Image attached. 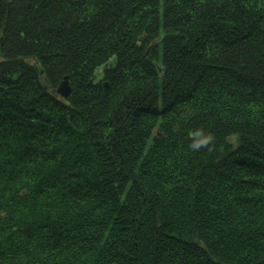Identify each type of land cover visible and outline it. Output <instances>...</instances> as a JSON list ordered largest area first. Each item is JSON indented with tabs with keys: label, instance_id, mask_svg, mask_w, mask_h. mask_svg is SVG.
<instances>
[{
	"label": "trees",
	"instance_id": "obj_1",
	"mask_svg": "<svg viewBox=\"0 0 264 264\" xmlns=\"http://www.w3.org/2000/svg\"><path fill=\"white\" fill-rule=\"evenodd\" d=\"M0 264H264V0H0Z\"/></svg>",
	"mask_w": 264,
	"mask_h": 264
},
{
	"label": "water",
	"instance_id": "obj_2",
	"mask_svg": "<svg viewBox=\"0 0 264 264\" xmlns=\"http://www.w3.org/2000/svg\"><path fill=\"white\" fill-rule=\"evenodd\" d=\"M116 62V58L113 57L110 61H108L106 64H105V67L107 66H113ZM107 85V83H106ZM58 91L68 97L72 91V87H71V84H70V80H69V75H66L64 77V79L62 80L61 84L59 85L58 87Z\"/></svg>",
	"mask_w": 264,
	"mask_h": 264
},
{
	"label": "clouds",
	"instance_id": "obj_3",
	"mask_svg": "<svg viewBox=\"0 0 264 264\" xmlns=\"http://www.w3.org/2000/svg\"><path fill=\"white\" fill-rule=\"evenodd\" d=\"M211 139H212V136L209 133L207 136L203 137L202 139H200L199 141H197L196 143H194L193 147L199 148L201 146V144H206Z\"/></svg>",
	"mask_w": 264,
	"mask_h": 264
},
{
	"label": "rangeland",
	"instance_id": "obj_4",
	"mask_svg": "<svg viewBox=\"0 0 264 264\" xmlns=\"http://www.w3.org/2000/svg\"><path fill=\"white\" fill-rule=\"evenodd\" d=\"M112 58H113V57H112ZM112 58H111V59H112ZM115 58H116V57H115ZM111 59H110V60H111ZM110 60H108V61H110ZM108 61H107V62H108ZM107 62H106V63H107ZM106 63H105V64H106ZM105 64H104L103 67H101V68L104 69V68H105ZM101 68H100L99 70H97V73L99 74V77H101V71L103 70V69H101ZM66 75H67V74H66ZM66 75H65V76H66ZM65 76H64V77H65ZM70 84H71V83H70Z\"/></svg>",
	"mask_w": 264,
	"mask_h": 264
},
{
	"label": "bare ground",
	"instance_id": "obj_5",
	"mask_svg": "<svg viewBox=\"0 0 264 264\" xmlns=\"http://www.w3.org/2000/svg\"><path fill=\"white\" fill-rule=\"evenodd\" d=\"M99 69H100V68H99ZM99 69H98V70H99ZM101 69H103V68H101ZM106 83H107V82H106ZM71 92H72V91H71ZM70 94H71V93H70Z\"/></svg>",
	"mask_w": 264,
	"mask_h": 264
}]
</instances>
